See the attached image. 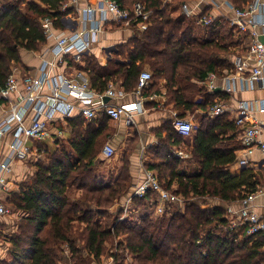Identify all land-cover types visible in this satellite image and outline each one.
<instances>
[{
    "label": "trees",
    "instance_id": "16d2710c",
    "mask_svg": "<svg viewBox=\"0 0 264 264\" xmlns=\"http://www.w3.org/2000/svg\"><path fill=\"white\" fill-rule=\"evenodd\" d=\"M116 1L128 10L142 3L152 16L146 29L136 30L127 45L115 50L108 67L87 59L90 81L97 92H105L110 83H121L126 93L132 94L140 74L149 71L153 83L144 97L149 99L165 89L167 103H174L182 118L199 108L207 113L217 98H223L222 94L207 93L198 82H205L210 74L221 77L234 69L228 57L233 47L244 44V33L235 39L239 32L227 20L213 28L197 25L196 18L172 15L173 6L194 0ZM227 1L236 9H244L253 0ZM67 2L0 0V90L14 65L21 63L22 50L38 52L47 44L43 20L51 19L56 29L63 28L67 12H62V7ZM209 14L207 9L197 18ZM199 94L203 102L196 105L192 101ZM102 117L98 127L83 118L72 121L70 149L64 146L36 164L32 181L13 201L25 215L19 233L11 239L13 261L0 264L100 263L109 253L108 246L120 238L118 248L127 250L139 264H264V234L249 236L247 227L233 228L226 207L210 204L212 200L235 204L261 184L253 169L238 175L230 172L236 151L242 147L236 121L225 115L203 117L189 150L200 168L191 174L180 168L182 161L170 154L169 148L160 152L161 160L167 162L153 169L158 171L164 189L184 199V210L172 208L157 214L152 203L156 195L149 192L144 198L132 199L131 212L154 207L151 215L142 216L137 223L116 220L105 229L98 217L109 215L120 203L131 188L132 177L130 162L125 160L114 185L100 184L94 164L110 138L109 118ZM171 138H175L173 145L184 141L175 130ZM118 212L120 217L124 209ZM118 256L117 264H125V256Z\"/></svg>",
    "mask_w": 264,
    "mask_h": 264
},
{
    "label": "built area",
    "instance_id": "2783aa9c",
    "mask_svg": "<svg viewBox=\"0 0 264 264\" xmlns=\"http://www.w3.org/2000/svg\"><path fill=\"white\" fill-rule=\"evenodd\" d=\"M171 1L166 0V3ZM226 3L233 11L232 19L225 16L217 17L212 14L197 18L199 14H196L195 9L189 3L183 4L181 8L183 15L192 19L196 18L198 25L212 26L219 22V19H226L231 27L239 29L244 34H249L251 43L247 53L235 60V72L238 75L235 77L226 75L224 79L228 82H234L236 78L246 80L242 77L246 73L249 74V80L260 81L264 84V0H254L244 9H236L231 3L227 1ZM222 6V3H219L215 4L214 7L221 10ZM69 7L70 4L65 3L62 12H68ZM70 16L66 15L63 19L67 26L62 30H56L54 21L51 19L42 21V27L47 38L54 39L55 45L51 48L54 60L44 65L41 77L20 75L17 70L13 69L5 86L0 90V96L5 100H10L11 96L20 94L0 124L1 136L8 133L12 134L10 145L13 149L14 158L18 160H27L32 155L41 158L45 151L40 149V143L48 136L49 125L57 119L68 117L75 108L80 109L82 116L88 122L95 120L99 113H105L111 120L119 121L123 116L133 117L135 114H142L145 110L144 93L151 88L153 83V76L149 71H143L140 74L137 89L133 93L136 101L117 105L106 103L105 98H123L126 92L122 88L118 89L117 86L111 84L107 91L96 93L91 90L86 81L80 84L64 76L59 79L51 78L49 72L53 71L57 64L63 62L67 55L75 54L79 58L80 54L107 25L134 27L137 30L146 29L152 12L142 3H137L132 10H128L116 0H96L95 4L85 9L80 20L82 24L80 30L76 26V21L74 24L72 23L73 17ZM106 54L107 58L111 59L113 52L109 48ZM217 80L216 74L209 75L208 87L210 90L216 89ZM20 86H23V92H20ZM163 95L165 96V93ZM159 96L160 94L154 93L149 99L151 101L157 100ZM224 113H226L224 104L215 105L209 112L211 116H220ZM172 116L177 132L181 136L190 137L195 130L193 122L180 117L176 111L172 113ZM28 121L30 123L27 125ZM248 122H251V125L242 131L241 137L242 156L238 160L241 167H247L251 163L256 151L264 156V140H261V136L264 134V124L256 120L247 102H241L237 110L236 123L239 127H245ZM28 141H32L34 146L28 145ZM115 154L116 151L113 146H105L103 151L105 158L110 159ZM9 171L8 164L0 165V215L4 216L13 213L12 209L4 202V195L5 192H8L9 184L2 173ZM149 192L156 195L152 203L156 204V213L159 215L168 209L176 208V203L182 205V200L178 196L164 189L157 174L147 172L143 183L137 186L130 200L123 206L124 217H128L131 213L132 199L144 198ZM262 193V191L246 193L242 200L235 203L239 205V209H233L232 206L228 207L227 211L233 220V228L245 226L249 236L264 234V218L254 210L253 206ZM179 209L183 210L182 208ZM108 264H113V262Z\"/></svg>",
    "mask_w": 264,
    "mask_h": 264
},
{
    "label": "crops",
    "instance_id": "0c3cea01",
    "mask_svg": "<svg viewBox=\"0 0 264 264\" xmlns=\"http://www.w3.org/2000/svg\"><path fill=\"white\" fill-rule=\"evenodd\" d=\"M212 1L213 0H194L189 2V5L195 9L196 14H201L207 9H210V14L214 16H225L229 19L233 18L234 14L227 5V0H223L224 2H221L223 5L221 10H217L213 5H211ZM67 3L70 4L67 16L71 15L70 17H73L72 23L74 24V21H76V26L80 30L82 28L80 20L84 15L85 9L88 6L95 4L96 0H68ZM182 5L173 6L171 12L173 16L178 17L183 15L181 8ZM221 20L226 19H219V22L209 27L218 28L221 24ZM62 25V29H65L67 23L63 21ZM136 30L137 29L134 27L125 28L117 25L105 26L104 30L96 36L94 41L91 42L86 50L80 54L79 58H77L75 54L65 56L63 62L57 64V66L53 68V71L49 72L50 77L59 79L61 76H64L66 78L75 80L80 84L86 81L89 83L91 90L99 93L92 87L89 71L87 70V59H95V61L100 66L108 67L109 62L114 59L115 50H118V48L121 46L127 45L129 41L136 35ZM237 30L239 33H236V36H234L235 39L241 35L239 29ZM244 35H246V38H242V42L244 44H242L240 47H233L232 54L228 57L230 62L233 64L234 69L230 72L226 71L221 77L218 76V80L216 81V89L210 90L208 87V78L205 82H198V86L205 89L207 93L210 92L214 94H222L223 98H217L214 106L217 104H224L226 107V113L222 115H225L231 121H236L237 110L239 109L241 102H247L250 105L256 120L264 124V84L260 81L249 80V74L246 73L242 76L243 78H246V80L236 78L234 82H228L224 79L226 75L233 77L238 75L235 72V60L237 57L244 56L247 53L251 43V36L249 34ZM54 45L55 40L48 39L47 44L44 45L38 52L22 50L21 63L14 65L13 69L17 70L20 75L41 77L44 65H46L47 62H52L54 60V56L51 53V48ZM109 48L110 50L114 48L111 59H108L106 54ZM119 59V61L122 62V58ZM111 84L113 83H110V85ZM113 85L117 86L118 89L122 88L124 90L121 83H116ZM23 90V86H20V92H23ZM163 93H165V89H162V93L157 100L151 101L150 99L145 98L143 101L145 110L142 114H135L133 117L123 116L119 121L111 120L105 113H99L95 120L88 122L82 116L80 109H73L68 117L57 119L49 125L48 136L43 142L40 143V149L45 151L41 158H38L36 155H32L27 160H18L17 158H14L13 149L10 145L12 142V134L8 133L3 136L0 135V165L8 164L10 169L9 172L2 173L9 184L8 192H5L4 195V202L7 206L13 208V213L11 215H0L1 261L12 263L13 259L11 253L13 245L11 243V239L14 235L19 233V220L25 216L22 211H19L13 205L14 198L16 199V197L20 196L21 189L32 181L35 175L36 164L40 162V160H45L47 156H53L64 146H67L70 149V143L72 142L74 132V127L71 124L72 121L83 118L85 123H95L98 127L99 120L103 118V115H106L109 118L108 126L110 128V138L105 146H113L116 154L112 158L108 159L103 156L102 152V155L97 159L94 166L100 184L103 186H112L119 178L125 160H129L130 175L132 177L131 188L118 204V211L121 208L123 209V206H125L127 201L130 200L137 186L143 183L147 172H154L159 177L158 171L153 169V166L159 165L162 162H167L166 160H161V156L163 155H161L160 152H164V148H169L170 154H173L176 158L182 161L180 168H182L184 171L186 170L187 173L191 174L195 169L200 168V165L195 162L191 151H189L194 143V132L190 137L183 136L184 141L181 145H173L175 138H171V135H174V130L176 132L177 130L174 127L172 113L174 111L178 113L179 110H174V103H167L168 98L166 95L164 96ZM19 95L20 94H15L11 96L10 100H5L0 96V124L10 112L12 105L16 103ZM134 101H136L134 94L126 93L123 98H109V100L105 102L110 105H117L131 103ZM192 102L196 105H199L201 102H203V96L201 94L196 95ZM210 110L207 113L201 108L194 112L188 111L185 118L195 121L197 126L195 128L196 130L202 123L203 117H208L210 119H215L218 117L211 116L209 114ZM29 123L30 122L28 121L27 125ZM249 125H251V122H248L245 127H239L237 125V139L239 140L240 145L242 144V131ZM261 140H264V134L261 136ZM28 145L34 146L32 141H28ZM240 148L241 149L236 151L237 158L235 163L229 167L230 172L233 175H238L242 172V170L247 168L253 169L255 171L258 178L260 179L261 184L254 193H259L260 191L263 193L258 196L253 206L254 210L264 218V156L259 151H256L252 157L251 163L247 167H241L238 164V160L242 156L241 150L243 145ZM122 153L123 156L121 158ZM184 164L186 165V168H184ZM176 188L177 184L173 186L174 190ZM178 197L182 200V205L176 203L175 207L182 208L184 210L186 202L182 197ZM155 198L156 196L153 197V200H155ZM225 206L226 209H228L230 206H232L233 209H239L238 204ZM111 215L116 217V214L114 213ZM107 216L110 215L102 217L104 219V217L106 218ZM122 217H124V215H122ZM109 262H111V260H105L103 264H108Z\"/></svg>",
    "mask_w": 264,
    "mask_h": 264
},
{
    "label": "rangeland",
    "instance_id": "374dc122",
    "mask_svg": "<svg viewBox=\"0 0 264 264\" xmlns=\"http://www.w3.org/2000/svg\"><path fill=\"white\" fill-rule=\"evenodd\" d=\"M221 2H224V1L223 0H213L211 5L215 6V4H219ZM192 122L194 123V126L196 128L197 126H196L195 121L192 120ZM122 156H123V153L121 154V158H122ZM183 166H184V168H186L185 164ZM118 204H119V202L116 203L114 205V207H112V210L110 211V214H109L110 216H107L106 218L104 217V219H103V217L102 218L98 217V219L101 222L103 228H105V229L111 228L114 225L116 220L123 221L125 219L126 220L129 219L130 221H132V223H137V222H139L141 220L142 216L151 215V213L154 212V210H155L154 207H146V208L142 207L141 210H136V211L132 210V212L129 214L128 217H122V216L119 217L118 216L119 212L117 210ZM210 204L211 205L219 204V205L223 206L224 208L226 207L225 205H227V204H224L222 202H218L216 200L210 201ZM9 208H11V207H9ZM11 209H13V208H11ZM12 212H13V210H12ZM113 213L116 214V217L111 215ZM118 217H119V219H118ZM22 218L19 220V222L22 221ZM118 241H122V239L121 238L117 239V241H115V245L114 246H111V245L108 246V248L110 249L109 253L102 259V261L100 263H96V262H92V263L93 264L94 263L103 264L105 260H111L113 262V264H117L118 259L115 256L119 255L118 257L125 256V264H139L138 260H136L131 254H129V252L127 250H124V248H118V246H117V242Z\"/></svg>",
    "mask_w": 264,
    "mask_h": 264
},
{
    "label": "water",
    "instance_id": "95a60500",
    "mask_svg": "<svg viewBox=\"0 0 264 264\" xmlns=\"http://www.w3.org/2000/svg\"><path fill=\"white\" fill-rule=\"evenodd\" d=\"M114 48H112L110 51L113 52ZM109 98H105V101H108Z\"/></svg>",
    "mask_w": 264,
    "mask_h": 264
}]
</instances>
